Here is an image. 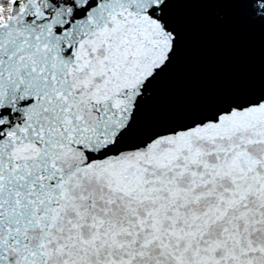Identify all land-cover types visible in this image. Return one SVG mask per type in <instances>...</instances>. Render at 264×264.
<instances>
[{
    "label": "snow or ice",
    "instance_id": "1",
    "mask_svg": "<svg viewBox=\"0 0 264 264\" xmlns=\"http://www.w3.org/2000/svg\"><path fill=\"white\" fill-rule=\"evenodd\" d=\"M0 264H264V0H0Z\"/></svg>",
    "mask_w": 264,
    "mask_h": 264
}]
</instances>
